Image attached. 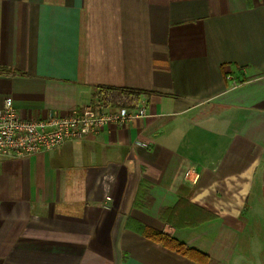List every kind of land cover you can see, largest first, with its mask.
<instances>
[{
    "label": "crops",
    "instance_id": "obj_1",
    "mask_svg": "<svg viewBox=\"0 0 264 264\" xmlns=\"http://www.w3.org/2000/svg\"><path fill=\"white\" fill-rule=\"evenodd\" d=\"M0 66L24 73L0 72L23 117L98 85L147 111L0 160V264H200L140 226L264 264V0H0Z\"/></svg>",
    "mask_w": 264,
    "mask_h": 264
},
{
    "label": "built area",
    "instance_id": "obj_2",
    "mask_svg": "<svg viewBox=\"0 0 264 264\" xmlns=\"http://www.w3.org/2000/svg\"><path fill=\"white\" fill-rule=\"evenodd\" d=\"M227 78L231 79V76ZM145 116L146 107L140 103L129 108L106 106L94 101L73 114L55 112L44 118H27L19 113L13 98L7 97L0 108V160L52 151L67 141L94 134L106 125H125Z\"/></svg>",
    "mask_w": 264,
    "mask_h": 264
},
{
    "label": "trees",
    "instance_id": "obj_3",
    "mask_svg": "<svg viewBox=\"0 0 264 264\" xmlns=\"http://www.w3.org/2000/svg\"><path fill=\"white\" fill-rule=\"evenodd\" d=\"M0 72L5 74H24L18 69L8 68L0 66ZM142 91L123 89L110 86H96L94 91V96L98 99L100 104L106 106H123L129 108H135L139 105L141 101ZM147 187V183L143 181L141 184V192L139 195L143 194L142 189ZM139 190V191H140ZM202 222L198 220L192 224V226H197ZM187 225V224H185ZM139 232L145 237L162 244L163 246L173 250L187 258H190L200 264H219L208 254L198 251L192 247H189L186 243L176 239L175 237L165 233L162 230L150 227V226H140Z\"/></svg>",
    "mask_w": 264,
    "mask_h": 264
},
{
    "label": "rangeland",
    "instance_id": "obj_4",
    "mask_svg": "<svg viewBox=\"0 0 264 264\" xmlns=\"http://www.w3.org/2000/svg\"><path fill=\"white\" fill-rule=\"evenodd\" d=\"M264 211V210H263Z\"/></svg>",
    "mask_w": 264,
    "mask_h": 264
}]
</instances>
